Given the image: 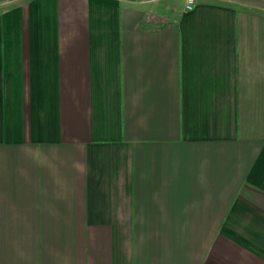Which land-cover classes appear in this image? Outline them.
I'll use <instances>...</instances> for the list:
<instances>
[{
  "label": "crops",
  "instance_id": "0c3cea01",
  "mask_svg": "<svg viewBox=\"0 0 264 264\" xmlns=\"http://www.w3.org/2000/svg\"><path fill=\"white\" fill-rule=\"evenodd\" d=\"M185 4L3 11L0 264H264V14Z\"/></svg>",
  "mask_w": 264,
  "mask_h": 264
},
{
  "label": "rangeland",
  "instance_id": "374dc122",
  "mask_svg": "<svg viewBox=\"0 0 264 264\" xmlns=\"http://www.w3.org/2000/svg\"><path fill=\"white\" fill-rule=\"evenodd\" d=\"M24 0H0V31L2 28V14L3 11L16 7L19 5V2ZM246 2H249V6L252 7V9H257L261 13L264 14V0H243Z\"/></svg>",
  "mask_w": 264,
  "mask_h": 264
},
{
  "label": "built area",
  "instance_id": "2783aa9c",
  "mask_svg": "<svg viewBox=\"0 0 264 264\" xmlns=\"http://www.w3.org/2000/svg\"><path fill=\"white\" fill-rule=\"evenodd\" d=\"M194 6V0H186V4H185V11H189L193 8Z\"/></svg>",
  "mask_w": 264,
  "mask_h": 264
}]
</instances>
